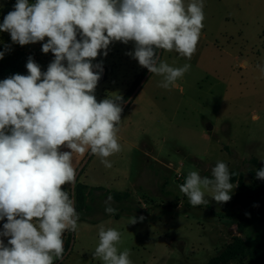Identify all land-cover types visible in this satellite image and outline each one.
<instances>
[{"label":"rangeland","instance_id":"374dc122","mask_svg":"<svg viewBox=\"0 0 264 264\" xmlns=\"http://www.w3.org/2000/svg\"><path fill=\"white\" fill-rule=\"evenodd\" d=\"M188 2L185 0V4ZM15 3L16 0H0V24ZM204 3V27L191 60L175 51L158 50L160 59L173 67L191 64L190 71L172 88L159 87L162 78L126 54L134 51V42L115 41L109 45L107 56L102 50L92 60L94 66L102 63V71L93 69L101 76L94 91L97 102L116 94L123 96L135 79L139 78V84L129 104L122 105L118 132L121 151L108 157L112 167L105 168L97 156L89 153L80 164L83 155L74 154L75 180L84 182L83 174L87 172L93 187L129 191L132 206L139 211L127 213L123 204L95 197L88 216L92 223L78 222L64 254L66 260L59 264H103L92 255L99 242L100 225L122 233L123 242L118 247L131 250L132 264H206L231 243L233 237H229L227 228L234 221L229 214L244 212L234 203L236 188L229 202L214 205L210 194H206L209 204L194 207L178 185L184 183L189 171L210 175L217 161L225 162L230 171L239 172L250 182V160L255 158L264 164V73L257 68L264 66V38L258 27L262 18L248 0ZM47 40L45 37L44 41L20 46L12 43L8 32H0V48L10 46L8 59L15 66L13 75L29 74V57L41 72L47 71L54 60L52 52H42ZM244 61L248 62L246 67L242 65ZM60 150L70 151L66 147ZM123 173L137 185V192L129 184L114 183ZM64 187L70 194L71 185ZM106 201L117 210L119 218L105 217ZM211 210L226 220L225 224L220 222L215 233L210 231ZM253 211L255 222L241 233L237 227L235 230L239 237L248 238L251 246L264 248V202ZM133 216L144 219L129 224ZM228 264L264 261L238 256Z\"/></svg>","mask_w":264,"mask_h":264},{"label":"clouds","instance_id":"9594fccd","mask_svg":"<svg viewBox=\"0 0 264 264\" xmlns=\"http://www.w3.org/2000/svg\"><path fill=\"white\" fill-rule=\"evenodd\" d=\"M204 7V0H16L0 32H8L20 46L48 37L42 52H52L54 60L41 72L29 57L28 75L0 81V221H7L0 231V264L62 261L63 235L76 232L80 220L64 188L76 177L74 154L88 152L111 168L108 157L121 151L118 132L125 101L116 94L97 102L94 91L101 76L93 69L102 71V63L94 66L92 60L102 50L107 56L115 41L134 42V51L126 54L160 76L159 87L170 89L191 64L173 67L157 50L191 60L204 27ZM7 51L8 45L0 59ZM257 68L264 73V66ZM255 175L264 180V167ZM231 180L228 165L217 161L210 175L189 171L178 187L191 206L208 205L206 194L221 204L238 187ZM116 211L106 201L105 213ZM143 219L133 216L129 224ZM98 237L94 258L103 264H132L131 250L118 247L121 232L100 225Z\"/></svg>","mask_w":264,"mask_h":264},{"label":"trees","instance_id":"16d2710c","mask_svg":"<svg viewBox=\"0 0 264 264\" xmlns=\"http://www.w3.org/2000/svg\"><path fill=\"white\" fill-rule=\"evenodd\" d=\"M77 38H80L79 35ZM0 51H4V49L0 48ZM8 58H11L9 51L5 53L3 59H0V81L13 75L15 66H13L12 62ZM138 84L139 78L135 79L124 93L123 98L125 101V106L129 104L130 98L134 93L135 89L137 88ZM250 163L253 166L251 174L252 178L250 182H246L239 172L234 170L230 171L232 173L231 182L238 184L234 196V203L244 209V212L229 215V217L235 221L239 233L244 231V229L250 227L255 222L256 219L253 210L257 206V204H259L260 202H264V180L256 179L255 175V170L264 167V164L258 162V160L255 158H252L250 160ZM69 195L74 200L75 208L80 215L79 221L81 222L92 223L88 220V216L91 212V209H93L92 206L94 207L95 197H97L100 201L101 199L107 200L109 197H111L112 202L118 204L119 206L123 204L124 207L127 209V213L132 211H139L138 208L132 206L130 193L109 191L105 190L102 187H88L82 183L77 182V180H75L73 188ZM98 205H100L101 207L104 205L103 208H105L106 206V204ZM113 216L115 219H117L120 215L117 213L112 215H105V217ZM6 222V219L0 221L1 227H3V224ZM73 239V232L68 231V236L64 246V254ZM238 256L249 257L264 261V248L260 246H251L250 241H248V238L243 239L239 236H234L232 238L231 243H229L217 255L211 257L206 262V264H228L230 261H232Z\"/></svg>","mask_w":264,"mask_h":264},{"label":"crops","instance_id":"0c3cea01","mask_svg":"<svg viewBox=\"0 0 264 264\" xmlns=\"http://www.w3.org/2000/svg\"><path fill=\"white\" fill-rule=\"evenodd\" d=\"M249 1V3L251 4L250 5V7L253 9V10H256V12L261 16V20H259L260 21V25L258 26L260 29H261V31H262V37L264 38V0H248ZM234 58H241V57H234ZM242 65L244 66V67H246L247 65H248V62H246V61H244L243 63H242ZM125 104V103H124ZM125 106V105H124ZM254 118H256V117H254ZM87 155H88V152H86L83 156H82V158H81V160H80V164H82V162H84L85 161V158L87 157ZM79 164V165H80ZM83 177H84V179H83V181L84 182H82V184H84V185H86V186H88V187H93L92 185H89V178H90V175L86 172V173H84L83 174ZM115 182L114 183H118V184H120L121 186L122 185H127V184H129L130 185V187H132V188H134L135 189V192H137L138 191V189H137V185L135 186V184H134V182H129V179H128V176L127 175H125V173H123L122 174V176L121 177H117L116 178V180H114ZM73 185H74V183H72L71 184V188H73ZM95 187H100V186H95ZM65 188V187H64ZM66 189V188H65ZM128 193H129V191H127ZM130 196H131V194H130ZM214 202V205H217L218 203L214 200L213 201ZM144 205L145 204H143L142 203V206H143V208H144ZM238 206V205H237ZM210 213H212L213 214V219H212V221H213V224H212V226H211V233H215V228H216V231H217V228H220V222L222 223V224H225V219H224V217L222 218V220L219 218V216H217V214H215V212L213 211V210H211L210 211ZM230 215V214H229ZM221 220V221H220ZM234 221V220H233ZM219 224V225H218ZM228 224H232V226H230L229 228H227V231H228V235H229V237L231 238V237H234V236H238V233L236 232V224H235V221H234V223H228ZM227 225V224H226ZM3 230V227H1V225H0V231H2ZM205 232V231H204ZM4 239V243L5 244H7V238H3ZM65 257V256H64ZM67 257V256H66ZM66 257L65 258H63L64 260H62L61 262H55L54 261V263H56V264H59V263H62V262H64L65 260H66Z\"/></svg>","mask_w":264,"mask_h":264},{"label":"built area","instance_id":"2783aa9c","mask_svg":"<svg viewBox=\"0 0 264 264\" xmlns=\"http://www.w3.org/2000/svg\"><path fill=\"white\" fill-rule=\"evenodd\" d=\"M177 179H181V175L179 173H177L176 175ZM67 236H68V232L66 231L63 235V240H64V246H65V242H66V239H67Z\"/></svg>","mask_w":264,"mask_h":264},{"label":"water","instance_id":"95a60500","mask_svg":"<svg viewBox=\"0 0 264 264\" xmlns=\"http://www.w3.org/2000/svg\"><path fill=\"white\" fill-rule=\"evenodd\" d=\"M208 130H211V127H209Z\"/></svg>","mask_w":264,"mask_h":264}]
</instances>
